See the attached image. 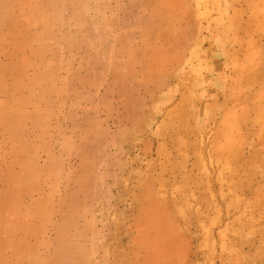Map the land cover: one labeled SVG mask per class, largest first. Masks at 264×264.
Instances as JSON below:
<instances>
[{
    "label": "rangeland",
    "instance_id": "1",
    "mask_svg": "<svg viewBox=\"0 0 264 264\" xmlns=\"http://www.w3.org/2000/svg\"><path fill=\"white\" fill-rule=\"evenodd\" d=\"M0 8V111L20 82L37 110L28 219L53 241L39 255L139 264L161 227L187 245L180 264H264V0H182L175 26L160 0ZM96 229L93 243L70 237Z\"/></svg>",
    "mask_w": 264,
    "mask_h": 264
},
{
    "label": "bare ground",
    "instance_id": "2",
    "mask_svg": "<svg viewBox=\"0 0 264 264\" xmlns=\"http://www.w3.org/2000/svg\"><path fill=\"white\" fill-rule=\"evenodd\" d=\"M160 1L166 7L164 10H169L173 13V15L164 13L160 22H167L173 26L178 25L183 20V17L178 14L182 0ZM2 10L0 8V12ZM12 26L19 29L15 34L25 37L24 31H21V27L17 22ZM175 30L169 31L171 34L164 36L166 40L162 43L167 42L168 46L163 50H161L162 47L159 48L161 53H164L163 55L171 52L173 53L171 56L175 55L174 53L177 51L179 44H181L180 38L183 36L180 37L178 35L180 31L178 28ZM33 36L34 40H36L37 36L34 33ZM7 42L11 43L9 38H7ZM10 57L12 55L7 50L0 54V73H4L3 70L6 69L4 65L2 66V59ZM23 63L22 60V64L17 66L20 73L23 70ZM166 64L170 63L166 62ZM18 86L17 89L12 91L18 95L11 98L12 109L0 111V264H3L5 259L11 260L8 264H33L35 255L42 257V264H57L56 257L51 255L48 259H44L46 256H43V253L40 255L38 253V251H47L53 245V241L42 240L40 233L43 229V222L38 219L39 225H36L28 219L31 211L29 210L27 199L31 198L32 193L29 185L24 183L28 164L32 159L36 160L31 155L34 142L32 141L33 132L29 119L37 110H30L32 102L30 104L29 98H24L25 93L28 92L27 88L23 87L22 82L18 83ZM3 103L0 100V107H2ZM10 112H12L14 118L11 117ZM3 149L4 151H2ZM14 196L18 197L16 202H12ZM161 207L163 210L166 209L164 205ZM60 215L64 222L66 218L68 221V216H70L69 213L68 215L66 214L65 210L61 211ZM39 229L40 231L38 232ZM151 229L155 232L157 239L146 246L148 241L143 238V246L136 247V256L139 254L140 257L139 264H180L182 261L181 258H178V252L185 251L187 245L180 242L172 232L169 233V231L163 230L161 227H152ZM165 229L168 228L165 227ZM76 236L78 240L83 241L88 238L93 243L100 236V233L96 229L90 235L85 232L72 233L70 235L72 239ZM1 237L5 240H2ZM36 238L39 239L38 242L35 241ZM8 245H11L10 247L13 250L9 252V256L4 257L2 254L6 251L4 248H7ZM68 248L72 250L73 244H70ZM71 256L73 257L74 255L71 254ZM89 259V255L86 254L75 255L73 264H84Z\"/></svg>",
    "mask_w": 264,
    "mask_h": 264
}]
</instances>
